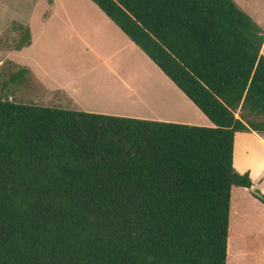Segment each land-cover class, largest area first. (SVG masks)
Listing matches in <instances>:
<instances>
[{
	"label": "trees",
	"instance_id": "1",
	"mask_svg": "<svg viewBox=\"0 0 264 264\" xmlns=\"http://www.w3.org/2000/svg\"><path fill=\"white\" fill-rule=\"evenodd\" d=\"M90 1L212 126L0 99V264H226L231 188L252 185L234 134L264 133L263 30L233 0Z\"/></svg>",
	"mask_w": 264,
	"mask_h": 264
},
{
	"label": "rangeland",
	"instance_id": "2",
	"mask_svg": "<svg viewBox=\"0 0 264 264\" xmlns=\"http://www.w3.org/2000/svg\"><path fill=\"white\" fill-rule=\"evenodd\" d=\"M236 1L235 3L237 6L239 5L238 7L241 10L248 11L249 14L246 13L250 15L255 23L263 18L264 0ZM44 2L43 0H40L38 3L36 0H0V99L6 97L5 91L7 90V95L15 102L48 105L47 103H40L35 100V95L41 91L37 85L32 87L27 82L22 86L15 87L11 85L10 88L4 89V81L7 80L9 74L19 69L18 66L9 60H13L21 65L27 64L34 73L39 69L37 63L44 60L45 68L48 69L49 65V69H52V72H56V81L58 80L59 83L65 85L67 88L68 86L64 82L65 80L70 81L66 92L72 94L82 104L89 106L99 105L109 109L132 113L133 115H138L139 117L137 118L144 119L165 117L191 122L195 121L198 117H203V113L173 85L172 81L165 75L163 77L161 75L163 73H158L157 70L160 71V69L154 63H150L151 66L149 65L148 62L150 61H148L146 55L142 52L140 53L145 58L138 54L139 56L133 62L130 60L131 66L128 70L145 71L167 82L172 89L174 99L179 102L178 105L181 108L180 115L182 117L178 118L179 112L176 109L157 116L164 113L165 109H162L159 105L155 106L148 98L145 99V102L139 100L135 103L133 100L125 101L122 98L119 103L111 101L101 80H104L107 75H113L112 73H104V71H99V69L97 71L93 70L97 73L86 72L85 70L94 63V61L88 58L87 54L65 45H54L49 41L50 29L47 24H43L44 22L40 25V20L45 10ZM17 24L27 26L31 30L36 42L34 47L24 49L22 52H8L6 50L13 49L21 35L20 28H13ZM57 57H61V61L56 62ZM80 62H83V65ZM77 74L78 77L75 76ZM93 75H96L97 79H99L100 85L91 79ZM147 87L148 83L145 84V91ZM150 96L152 97L153 94ZM248 141L255 147L251 139H248ZM236 143L237 148L236 152L234 151L235 158L233 161L234 167L242 172L249 171L254 178L251 187L255 184V187L252 188L264 194V183L259 184V180L264 174V169L257 167L260 157L256 153L253 158L243 155L239 150V138H237ZM226 264H264V206L247 188L236 186H232L231 188Z\"/></svg>",
	"mask_w": 264,
	"mask_h": 264
},
{
	"label": "crops",
	"instance_id": "3",
	"mask_svg": "<svg viewBox=\"0 0 264 264\" xmlns=\"http://www.w3.org/2000/svg\"><path fill=\"white\" fill-rule=\"evenodd\" d=\"M39 1L40 0H36L37 3ZM43 1H45V10L42 14L40 25L44 22L43 24H47L48 28L50 29L49 41L54 45H65L70 48L80 50L81 53L83 52L84 54H87L88 58L94 61V63H92L90 67L85 70L86 72H94L99 69V71H104V73H112L113 75H107L104 80H101L111 101L114 103H119L122 98L125 101L133 100L135 103L139 100L145 102V99L148 98L155 104V106L159 105V107L165 109L164 113H161L157 116L164 115L168 111L176 109L179 112L178 118L182 117V115H180L181 108L178 105L179 102L174 99L175 97L172 94V89L167 82H165L162 78L154 77L153 74H149L145 71L141 72L136 69L128 70V68L131 66L130 60L133 62L134 59L139 56L138 54L145 58L144 55L146 54L140 48H138L97 5H95L90 0ZM234 2L237 1L235 0ZM242 2L245 4L244 1ZM246 12L248 13V11ZM256 23L264 32V16L261 20L259 19V21H256ZM29 31L30 44L28 46H25L20 50L8 49L6 51H13L17 53L19 51L22 52L24 49L34 47L36 40L33 38L30 29ZM140 52H142L144 55ZM260 53L264 55V40L260 49ZM147 59L150 61L147 62L151 66L150 63L153 62L148 57ZM9 61L18 67L23 66L28 69L26 81L21 85H16L17 87L28 82L32 85V87L37 85V87L41 90L37 93V95H35V100L40 103H47L48 105H36L81 110L98 114L118 115L134 118L139 117L138 115H133L132 113L109 109L99 105L89 106L82 104L72 94L66 92V90L69 88L68 84L70 81L65 80L64 82L68 88L65 85L59 83L58 80L56 81V72H52V69H49V65L48 69H46L44 66V60H41L40 63H37L39 69L35 73L27 64L21 65L20 63H16L13 60ZM59 61H61V57L56 58V62ZM80 63L83 65V62ZM157 71L160 74L163 73L160 72L161 70ZM161 75L163 76L165 74L163 73ZM75 76L78 77V74ZM91 79L100 85L99 79H97L96 75L91 76ZM146 83H148V87L145 91L144 87ZM152 94L153 96L151 97L150 95ZM202 116V118L198 117L195 119V121L191 122L184 120L179 121L165 117L150 118V120L184 122L185 124L191 125L212 126L209 119L204 114H202ZM237 138L240 139V152L243 153V155L251 156L252 158L256 153L257 156L260 157L257 167L264 169V133H257L254 131L235 132L233 142V161L237 148ZM248 139H251L254 142L256 148L252 146L253 144L249 142ZM235 170L239 173H243L236 168ZM249 175L251 177V181H254L252 175L250 173ZM263 183L264 174L259 180V184ZM252 187H255V184H253Z\"/></svg>",
	"mask_w": 264,
	"mask_h": 264
},
{
	"label": "water",
	"instance_id": "4",
	"mask_svg": "<svg viewBox=\"0 0 264 264\" xmlns=\"http://www.w3.org/2000/svg\"><path fill=\"white\" fill-rule=\"evenodd\" d=\"M5 94H6V97H5L6 100H10V96L7 95V90L5 91ZM247 189H248L249 192H251V194H252L253 196H255L256 198H261V197H262V194H261L259 191L253 189L251 186L248 187Z\"/></svg>",
	"mask_w": 264,
	"mask_h": 264
}]
</instances>
